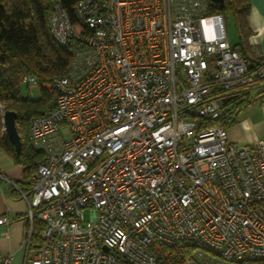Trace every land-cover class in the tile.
<instances>
[{"label":"built area","instance_id":"obj_1","mask_svg":"<svg viewBox=\"0 0 264 264\" xmlns=\"http://www.w3.org/2000/svg\"><path fill=\"white\" fill-rule=\"evenodd\" d=\"M211 2L77 0L73 19L53 2L51 37L80 47L63 75L21 80L53 95L29 121L30 189L10 181L27 205L22 264L264 259V141L229 142L221 121L264 87V58L229 43Z\"/></svg>","mask_w":264,"mask_h":264},{"label":"trees","instance_id":"obj_2","mask_svg":"<svg viewBox=\"0 0 264 264\" xmlns=\"http://www.w3.org/2000/svg\"><path fill=\"white\" fill-rule=\"evenodd\" d=\"M54 1L60 2L70 17L74 18V4L77 0H0V110L16 112L15 122L22 141L21 149L17 152L3 132L0 111V150L9 154L15 163L22 165L27 175L19 186L26 192L30 189V175L34 171L35 162L42 157V153L33 149L29 143V121L52 107L53 101L50 104L47 102L50 97L53 100V95L41 89L38 99L23 97L20 92L21 80L24 76L32 75L41 85L53 76L63 75L69 68L74 51L80 47L74 39L59 46L51 37L48 15ZM210 8L212 13L223 16L230 12L238 36L243 39L246 35L249 0H224L222 6L211 2ZM248 97L249 94L242 97L243 101ZM232 118L229 116L221 121L225 125ZM162 252L170 251L163 248ZM234 264H264V259Z\"/></svg>","mask_w":264,"mask_h":264},{"label":"crops","instance_id":"obj_3","mask_svg":"<svg viewBox=\"0 0 264 264\" xmlns=\"http://www.w3.org/2000/svg\"><path fill=\"white\" fill-rule=\"evenodd\" d=\"M249 1L246 35L241 40L237 33L235 43L228 41L251 62H257L264 58V0ZM225 128L229 142L249 145L257 140L264 141V87L250 91L249 97L239 106L233 118L225 123ZM23 176L22 165L15 163L9 154L0 150V215H7L9 219L7 225H0V252H12V264L23 263V230L27 205L10 181L19 185Z\"/></svg>","mask_w":264,"mask_h":264},{"label":"rangeland","instance_id":"obj_4","mask_svg":"<svg viewBox=\"0 0 264 264\" xmlns=\"http://www.w3.org/2000/svg\"><path fill=\"white\" fill-rule=\"evenodd\" d=\"M224 20H225V24H226V31H227V36H228V39L231 43H235L238 39L237 37V32H236V29H235V25H234V20H233V16L230 12H228L227 14H225L224 16ZM20 92H21V95L23 97H29L31 99H38L40 98L41 96V90L39 87H33L31 88L30 92L28 91V87L25 83H21L20 84ZM47 92V91H46ZM48 94H50L49 92H47ZM53 99V98H52ZM51 97L48 99V104L51 103ZM243 101L242 97H240L238 99V103L236 106H233L232 103H228L227 105L224 106L223 108V111H226L227 109H232L233 108V113H235L236 109L239 108V106L241 105V103ZM1 113H2V110H0ZM228 117L226 116H222L221 120H226ZM84 218H85V223L88 222L89 218H90V213L88 211H85L84 212Z\"/></svg>","mask_w":264,"mask_h":264},{"label":"water","instance_id":"obj_5","mask_svg":"<svg viewBox=\"0 0 264 264\" xmlns=\"http://www.w3.org/2000/svg\"><path fill=\"white\" fill-rule=\"evenodd\" d=\"M218 6H222L224 0H211ZM234 96H228L220 101V104L226 103L233 99ZM2 126L3 132L6 134L10 143L14 146V149L18 152L21 149L22 141L16 126V112L13 110H3L2 111Z\"/></svg>","mask_w":264,"mask_h":264}]
</instances>
